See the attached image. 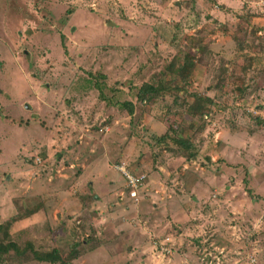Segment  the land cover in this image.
Masks as SVG:
<instances>
[{"label":"rangeland","instance_id":"374dc122","mask_svg":"<svg viewBox=\"0 0 264 264\" xmlns=\"http://www.w3.org/2000/svg\"><path fill=\"white\" fill-rule=\"evenodd\" d=\"M253 18L264 0H0V224L21 216L12 241L62 264H264ZM188 51L194 67L173 82ZM159 83L185 92L140 101ZM190 94L212 99L206 118L189 115ZM166 134L197 157L159 143ZM119 165L144 176L139 201ZM0 264L51 263L26 251Z\"/></svg>","mask_w":264,"mask_h":264},{"label":"trees","instance_id":"16d2710c","mask_svg":"<svg viewBox=\"0 0 264 264\" xmlns=\"http://www.w3.org/2000/svg\"><path fill=\"white\" fill-rule=\"evenodd\" d=\"M252 29H254L252 27ZM177 62V61H176ZM194 67V56L191 52H186V55L182 57L181 62L178 60V64H175L172 68V80L174 82L175 79H181L184 83L188 77L190 69ZM171 90L174 92L175 98L179 97L180 94L185 92L184 88L175 85V86H164L159 83L157 85L153 84H143L138 91V98L140 101H148L152 100L156 97H160L165 95L166 91ZM174 98V99H175ZM190 98H192V103H190L187 107V112L190 116L196 118H204L207 116V112L210 110L213 101L210 97H204L202 95L190 94ZM175 101V100H174ZM183 101H185L183 99ZM130 114L133 113V106L130 103L125 104ZM264 123V122H263ZM172 142H168V140ZM157 141L162 143L165 146H169V144H173L175 149L178 151V154L184 155L187 159H194L198 155V148L196 145L190 142L189 139H185L181 135L178 136H167L164 135L161 138H158ZM178 148V149H177ZM30 214H24L22 219L29 217ZM21 221V216H16L11 220L7 221L5 224H0V262L4 261L8 255V253L13 252L16 256H23L26 251H31L34 259L39 262L51 263V264H62V258L60 253L56 250L51 252H37L33 250L31 244H26L25 248H19L13 241L11 237V229L13 225L17 222Z\"/></svg>","mask_w":264,"mask_h":264},{"label":"built area","instance_id":"2783aa9c","mask_svg":"<svg viewBox=\"0 0 264 264\" xmlns=\"http://www.w3.org/2000/svg\"><path fill=\"white\" fill-rule=\"evenodd\" d=\"M206 118V116H205ZM117 170L123 175V178L125 180V190L127 193V196L130 197V199H133L135 201L140 200V194L139 189L144 187L143 186V180L145 179L144 176L140 177L135 175L129 170H126L122 165H119L117 167ZM171 244V245H170ZM175 243H173V239L169 236H167L163 242H161V253L163 252H170V248L174 246ZM159 249V250H160ZM218 258V257H216ZM218 260V259H217ZM251 263H253V260H251Z\"/></svg>","mask_w":264,"mask_h":264},{"label":"crops","instance_id":"0c3cea01","mask_svg":"<svg viewBox=\"0 0 264 264\" xmlns=\"http://www.w3.org/2000/svg\"><path fill=\"white\" fill-rule=\"evenodd\" d=\"M252 26H257V28H255L254 30H256L258 37L261 36L262 40L264 41V20L263 19H252L251 22ZM237 35V34H236ZM255 96V95H254ZM132 172V171H131ZM133 173V172H132ZM135 174V173H134ZM124 180V178H123ZM125 181V180H124ZM126 191V190H125ZM127 195V193H126Z\"/></svg>","mask_w":264,"mask_h":264}]
</instances>
